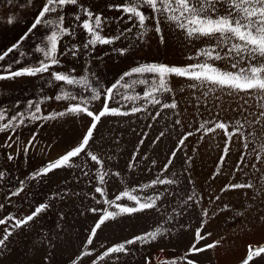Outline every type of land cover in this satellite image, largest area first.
Segmentation results:
<instances>
[{"label": "snow or ice", "instance_id": "1", "mask_svg": "<svg viewBox=\"0 0 264 264\" xmlns=\"http://www.w3.org/2000/svg\"><path fill=\"white\" fill-rule=\"evenodd\" d=\"M7 3L11 5L12 0H7ZM34 4L35 0H26L25 4L19 6L24 8L26 5ZM35 7L36 14L25 26L26 30L15 42L0 51V62L8 58L9 54H14V50L18 53L14 55L11 63H0V79L23 76L43 77L46 74L45 83L58 91L52 96L41 95L38 99H28L25 102V108L16 112L6 122L8 112L0 108V131L9 133V139L5 141V144L11 147L9 142L12 140L11 134L16 133L17 129L29 120L47 121L61 117L73 119L79 117L86 123L74 146L30 172L25 179L19 180L18 186L9 191L7 197L21 194L28 180L46 176L58 168L75 167L73 158L83 156L95 162L91 169L92 178L88 180L94 191L87 193V197L93 201V204L84 209L86 213L94 214L93 222L81 249L71 259L70 264H84L85 259L89 261V264H120L121 255L132 252L130 245L137 243L146 245L162 238L164 234L175 231L174 228L164 226L175 221V216L169 215L154 228L104 246L101 251L92 247L98 230L107 223L116 221L118 217L130 218L156 212L163 207L165 200L175 199V193L167 186L178 187L180 180L174 173L169 175L168 172L170 165L174 162L176 150L186 143L193 132L201 133V138H204L205 134H215L216 130H223L226 139L219 157L221 164L226 162L234 138L235 142L240 144L239 157L230 172L233 179L231 182H225L218 189L221 195L214 193L210 200H220L222 195L230 190L243 189L247 200L251 201V207H255L257 201L264 204V167H262L264 140L261 139L264 137V0H108L105 9L114 10L116 14L113 15H106L105 11L96 9L86 0H39ZM69 8L73 10V18L70 21L67 20ZM0 19L7 24L19 22V17L14 14ZM164 23L174 29L188 45L191 46L194 43L198 45L190 51L188 62L171 63L157 60L134 62L132 66L114 76L111 81H106L102 73L92 71V65L96 62L91 59L80 71L74 67L65 70L63 58L67 56L75 58L81 52L88 55L100 45L107 46L111 52H115L121 58H128L131 55L130 48L121 41H126L133 32L136 38L142 40L146 33L154 31L159 34L160 42L164 43L162 28ZM40 26H43V31H41L40 39L33 46L37 55L33 56L32 52L20 51L22 42L29 38L34 30H39ZM81 33L84 36L83 40L79 39ZM65 40L68 41L66 44ZM25 56L32 58L33 62L16 66L21 64ZM217 61L225 62V66H219ZM173 77L184 81V87L180 88V92H184L185 88L189 90L190 98L185 103L191 104L197 115L201 107L210 115L213 106L217 112H221V98L217 95L220 93L242 101L234 109L230 107V110L238 112L239 116L227 120L218 119L215 115H211L210 120L201 118L198 127H195L193 131H184L179 137L176 149L172 150L166 162L158 167L159 174L146 182L137 181L129 187L127 175L122 176L120 170L112 169L115 176L121 177L124 187L123 190L118 191V194L109 198L106 177L110 173L104 170V159L92 148L96 140V130L99 124L103 123L102 118L128 117L131 119L137 113L147 112L149 106H154L155 115H152L151 119H157L162 110L171 109L174 126H183L176 90L172 87ZM137 84L145 85L142 92L134 91V86ZM165 94H169L171 98L165 99ZM245 96L257 101L255 110L250 111L249 108L244 107L249 104L248 100H244ZM50 100L60 102L58 111L42 110V102ZM130 101L131 106H125ZM137 101L141 102L137 104ZM16 104H20V101L17 100ZM144 135L147 136V133ZM163 135L164 133L161 132L153 143H156ZM36 138V133H33L21 150L27 153ZM143 143L144 141L140 140L135 145L131 158L126 163V170L135 168L133 161L141 154ZM18 154V152H9L7 159L11 161ZM142 155L148 156V153L143 152ZM149 159L152 166L158 165L156 159L150 157ZM187 160L191 161L192 157H187ZM87 166L88 161L85 160V167ZM144 170H148L147 166ZM221 171L222 168L217 166L213 175ZM240 172H243L244 178L236 180L235 176ZM255 173H259V176L254 179ZM81 174L89 175L86 171H82ZM5 176L6 172L0 170V179ZM62 191L70 192L71 190L62 189ZM249 191L252 193L250 196ZM59 195L58 192L51 193V197ZM202 200L203 196L193 190L192 194L187 195L177 207L176 214L183 216L200 205ZM3 207L4 204L0 203V209ZM50 207L49 199H45L37 203L27 214L17 216L8 213L0 218V224L12 221V224L0 234V250L7 249L14 229L28 227L30 222ZM222 207L229 209L231 205L224 203ZM240 207L247 210L239 212L238 216L247 215V211H250V207L246 205L242 204ZM218 211L219 209L210 211L207 207H201L202 217L205 218L209 215L215 216ZM59 216L63 218L64 213L60 212ZM257 219L264 223V216H258ZM206 223V219H201L200 227L195 229L194 239L183 256L153 258L149 254L144 257V264H179L180 261H183V264H200L195 254L223 243L221 238L212 240L211 243L200 244L206 236L211 235L210 232L202 233L201 231ZM180 227H187V225ZM43 239L44 237H41L40 242ZM49 246L55 248L51 242ZM160 251L163 252L164 249L161 248ZM257 258L259 261H264V243H249L246 255L239 264H258ZM41 264H53L51 253L43 256Z\"/></svg>", "mask_w": 264, "mask_h": 264}, {"label": "rangeland", "instance_id": "2", "mask_svg": "<svg viewBox=\"0 0 264 264\" xmlns=\"http://www.w3.org/2000/svg\"><path fill=\"white\" fill-rule=\"evenodd\" d=\"M96 9L105 11L106 15L116 14L114 10H106L105 6L108 0H86ZM26 0H12V4H8L7 0H0V18L14 14L19 17V22L15 24H7L3 19H0V51L6 49L10 43L15 42L19 35L26 30V25L33 19L36 14L35 4L39 0H35L32 6L20 8V4H25ZM73 18V10L69 8L67 12V20ZM130 23V22H126ZM151 23V21H150ZM115 27V25H113ZM165 42L161 43L159 34L154 31H149L145 34L144 39L135 37V33L128 37L126 41H121L122 44L128 46L131 55L128 58H121L115 52H111L107 46H97L94 52H89L84 55L82 52L77 57L67 56L65 61V70L74 67L80 71L83 66L87 65L89 59L95 61L92 65V71L102 73L106 81H111L119 72L133 65L134 62L144 60H157L162 62H188L190 51L196 48L197 44L191 46L183 40L180 35L167 23L162 24ZM43 26L39 30H34L29 38L22 42L20 51L32 52L33 56L37 55L34 51V43L40 39ZM107 31V30H106ZM79 39L83 40L84 36L81 33ZM68 41L65 40L66 44ZM14 55L9 54V57L0 63H11ZM33 59L25 56L20 65L32 63ZM219 66H225V62H216ZM47 75L43 77H16L13 79H0V108L8 112V118L16 112L25 108V102L28 99H38L41 95L52 96L58 89L45 83ZM145 85L137 84L134 86V91L142 92ZM172 87L176 90L179 107L182 112L181 125L174 126V117L171 109L162 110L161 115L153 120L152 115H155L154 106H149L147 112L135 114L131 119L128 117L108 118L103 119V123L99 124L96 130V140L92 145L94 151L104 159V170L110 174L106 177L109 198L118 194V191L123 190L124 184L121 177L115 176L112 169L121 171L122 176L127 175L128 186L137 181L146 182L150 178L158 175V167L162 166L170 152L176 149L179 137L184 131H193L199 126L201 118L210 120L211 115H215L218 119H230L239 116V113L231 108L242 103L236 97H228L217 93L221 98L222 110L217 112L213 106L211 115L201 107L199 115L193 111L191 104H186L189 97V90L185 88L184 92H180V88L184 87V81L181 78L173 77ZM169 94H165V99H170ZM19 100L20 104H16ZM249 104L244 105L249 110H255L257 101L248 96L244 97ZM137 101L136 103H140ZM131 101L128 105L131 106ZM99 105L97 104V107ZM42 110L47 112L50 110H59L60 102L50 100L44 101L41 104ZM166 113V114H165ZM247 115V114H245ZM86 121L77 117H61L56 120L47 121H31L29 120L22 127L17 129L16 133H12L11 147L5 144L9 139V133L0 131V170L6 172V176L0 179V203L4 207L0 209V218L12 213L17 216L27 214L33 210L34 206L45 199H49L51 207L44 210L33 222H30L28 227L23 229H14L7 249L0 250V264H41L45 254L51 253L53 264H70L78 250L81 249L83 241L86 239L88 229L93 222L94 214L86 213L84 209L93 204V201L87 197V193L94 191L93 186L88 183L92 178V167L95 162H91L90 158L78 157L75 160V167L58 168L46 176L35 180L26 181L25 190L13 197H7V193L15 186H18V181L25 179L30 172L38 169L48 160L55 159L58 155L66 152L70 147L74 146L83 131V126ZM259 131V126H257ZM163 132L164 135L156 142L153 140ZM36 133V140L33 146H30L29 151L24 153L21 149L29 137ZM147 133V136L144 134ZM201 133L193 132V135L187 138L186 143L176 150L174 162L170 165L169 175L175 174V177L180 180L179 186L168 185L175 193V199L168 198L164 201V205L156 212L145 213L133 217H118L116 221L107 223L102 229L98 230L97 236L94 238L92 247L97 251H101L104 246L111 243L120 242L129 238L133 234H138L141 231H146L160 224L167 216H175V221L165 224V227L174 228L175 231L171 234H164L162 238H158L146 245L133 244L129 247L132 252L128 255H121L120 264H144V257L151 255L153 258L158 256L177 258L186 253L187 247L194 239V232L197 227H200L202 217V204L192 208L183 216L176 214V209L181 205V202L186 199L187 195H191L195 190L199 195L203 196L205 206L211 211L219 209L215 217L217 220H212L215 226H218V239L223 238L224 246L222 251L218 252L219 262L216 260V254L212 248L205 249L201 253L195 254L200 264H239V261L246 255L243 250L245 243H264V223L258 221V216H264V204L256 202L255 207H251V201H248L243 189L230 190L223 194L220 200L211 199L212 195H221L218 189L225 182H231L233 177L230 175L231 169L234 167L239 154L240 144L234 142L230 145V154L226 157V162L221 164L219 157L222 154V149L226 137L223 130H216L215 134H205L201 138ZM118 138V139H117ZM264 140V137L261 138ZM143 140L141 146V154L133 161L135 168L126 170L125 166L131 158V154L135 149V145ZM259 142V141H257ZM9 152L19 154L14 156V159L9 161L7 154ZM147 152L148 156H143L142 153ZM191 156L192 160L188 161L187 157ZM150 158L156 159L157 166H152ZM251 159V157H249ZM85 160L88 161V166L85 167ZM199 168L203 173L212 166L223 167L224 179L215 187H207L203 184L197 188L194 179V166ZM147 166L148 170H144ZM264 167V165H262ZM186 169V170H185ZM82 171L89 173L88 176H83ZM259 176V173L254 174V179ZM243 172L237 173L236 180L243 179ZM159 188L160 186H156ZM62 189H70V192H63ZM52 192H58V197H51ZM72 193H77L73 195ZM150 194V192H146ZM252 193L249 191L248 195ZM9 200L11 201L9 203ZM229 203L231 208L224 209L222 205ZM250 207L247 215L238 216L242 209L241 205ZM63 212L61 218L59 213ZM178 221V223H176ZM12 224L9 220L5 224H0V234ZM187 225V227H180ZM215 228V227H214ZM202 233L207 231V224L201 230ZM230 233L237 236L232 239L239 242L240 246L235 245L228 251L229 242H231ZM231 234V235H232ZM44 237L40 242V238ZM227 237V239H225ZM243 237V240H239ZM228 240V241H227ZM49 242L55 245V248L49 246ZM234 242V241H232ZM211 243L209 236L200 241V244ZM242 247V251L234 252ZM164 251L161 252L160 249ZM236 254L238 258H235ZM230 256V257H229ZM222 257V258H221ZM258 259V258H257ZM84 264H89L87 259ZM179 264H183L180 261ZM258 264H264V261H259Z\"/></svg>", "mask_w": 264, "mask_h": 264}, {"label": "crops", "instance_id": "3", "mask_svg": "<svg viewBox=\"0 0 264 264\" xmlns=\"http://www.w3.org/2000/svg\"><path fill=\"white\" fill-rule=\"evenodd\" d=\"M197 165L194 166V170H195V174H194V179L196 181V185H197V188H200L203 186V184H207V187H215V185H219L221 183V181L225 180L224 179V176H223V173L225 172L224 168H222V171L217 174V175H213V173L215 172V169L217 166H212L211 168H209L206 173H203L201 170H199V168L196 167ZM201 204H202V207H206L205 206V202L204 200L201 201ZM207 220V229H208V232L211 233V235L209 236V239L212 241V240H216L218 239V234H217V231L220 229H218V226H215V224L212 223V220H217V217L215 216H211L209 215L208 217L205 218ZM215 227V228H214ZM232 233H230V238H234L237 237L235 235H231ZM231 238V242H229V244L231 246H229L228 248V251H231V248L235 245H238L240 246V243L239 242H235L234 239ZM227 239V237L225 238ZM239 240H243V237L240 238ZM228 241V240H227ZM234 241V242H232ZM249 243H245L244 244V248L243 250L246 251L247 249V245ZM224 248V246H217V247H214L212 248L213 251L215 252L216 254V260L219 262V257H218V252L222 251V249ZM239 251H242V247L239 249V250H234V252H239ZM230 257V256H229ZM222 258V257H221ZM235 258H238V255L236 254Z\"/></svg>", "mask_w": 264, "mask_h": 264}]
</instances>
